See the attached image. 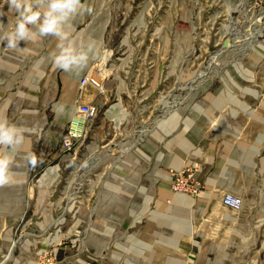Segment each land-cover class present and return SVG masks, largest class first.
I'll list each match as a JSON object with an SVG mask.
<instances>
[{
	"label": "rangeland",
	"instance_id": "rangeland-1",
	"mask_svg": "<svg viewBox=\"0 0 264 264\" xmlns=\"http://www.w3.org/2000/svg\"><path fill=\"white\" fill-rule=\"evenodd\" d=\"M82 5L73 38L99 55L78 73L34 25L16 47L0 41V119L26 129L0 185V264H106L115 235L99 208L140 181L148 195L264 196V0ZM16 19L0 0V36Z\"/></svg>",
	"mask_w": 264,
	"mask_h": 264
},
{
	"label": "crops",
	"instance_id": "crops-1",
	"mask_svg": "<svg viewBox=\"0 0 264 264\" xmlns=\"http://www.w3.org/2000/svg\"><path fill=\"white\" fill-rule=\"evenodd\" d=\"M223 175L237 179V172ZM137 185L99 208L101 233L115 235L116 254L106 264H264V210L249 205L264 196L233 210L216 194L148 195V183Z\"/></svg>",
	"mask_w": 264,
	"mask_h": 264
},
{
	"label": "clouds",
	"instance_id": "clouds-1",
	"mask_svg": "<svg viewBox=\"0 0 264 264\" xmlns=\"http://www.w3.org/2000/svg\"><path fill=\"white\" fill-rule=\"evenodd\" d=\"M9 9H14L17 19L10 31L0 36L8 47H16L21 40H27L30 35L52 34L58 37L57 49L53 54L54 64L64 70L80 72L87 67L89 61L98 57L94 44L87 46L78 44L73 38L71 18L83 10L82 0H47V7L41 6V0H8ZM88 12L92 8L86 9ZM35 26L37 32L31 26ZM26 129L23 126L0 119V145L7 146L9 151L0 150V185L13 179L12 165L14 157L11 148L23 143ZM29 163L35 166L34 156Z\"/></svg>",
	"mask_w": 264,
	"mask_h": 264
},
{
	"label": "built area",
	"instance_id": "built-area-1",
	"mask_svg": "<svg viewBox=\"0 0 264 264\" xmlns=\"http://www.w3.org/2000/svg\"><path fill=\"white\" fill-rule=\"evenodd\" d=\"M94 112H95L94 108L88 104H83L82 109H80V114H83L85 116H93ZM75 131L76 130L69 133V137L67 138L68 140L66 141L67 144L71 140H73V138H75V136H76ZM222 202L226 207L231 208L233 210H241L244 206L243 199L240 196L234 195L232 193L226 194L223 197Z\"/></svg>",
	"mask_w": 264,
	"mask_h": 264
},
{
	"label": "bare ground",
	"instance_id": "bare-ground-1",
	"mask_svg": "<svg viewBox=\"0 0 264 264\" xmlns=\"http://www.w3.org/2000/svg\"><path fill=\"white\" fill-rule=\"evenodd\" d=\"M178 146V149H179V145H177ZM167 193H168V191H167ZM181 198H183V197H181ZM181 198H179V199H181ZM185 198V197H184ZM184 198H183V201H184ZM188 199V198H187ZM185 202H188L187 200L185 201Z\"/></svg>",
	"mask_w": 264,
	"mask_h": 264
}]
</instances>
